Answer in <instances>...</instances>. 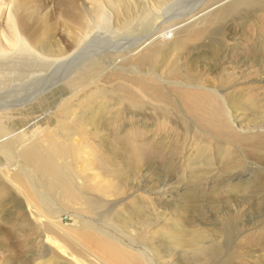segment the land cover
I'll use <instances>...</instances> for the list:
<instances>
[{"label": "rangeland", "instance_id": "rangeland-1", "mask_svg": "<svg viewBox=\"0 0 264 264\" xmlns=\"http://www.w3.org/2000/svg\"><path fill=\"white\" fill-rule=\"evenodd\" d=\"M0 264H264V0H0Z\"/></svg>", "mask_w": 264, "mask_h": 264}, {"label": "bare ground", "instance_id": "bare-ground-1", "mask_svg": "<svg viewBox=\"0 0 264 264\" xmlns=\"http://www.w3.org/2000/svg\"><path fill=\"white\" fill-rule=\"evenodd\" d=\"M175 2V1H174ZM175 4H176V2H175ZM169 5H171V4H169ZM173 5V4H172ZM167 7H169V6H167ZM155 17V16H154ZM153 21H155L156 22V19L154 20L153 19ZM150 25H148V24H145V25H143V26H141V28L140 29H138V27H135V28H133L132 30H130L131 32H130V34H132V35H129L132 39H133V41L132 42H134V41H139V40H142L143 38H145L146 36H147V33L151 30L150 28ZM150 29V30H149ZM136 35H137V37H138V39L136 40ZM130 38V39H131ZM102 39H98V41H101ZM131 41V40H130ZM129 41V42H130ZM92 42V41H91ZM95 42H96V39H95ZM103 42H105V41H103ZM102 42V43H103ZM13 43V42H12ZM93 43V42H92ZM98 43V42H97ZM99 43H101V42H99ZM97 44L96 45V43H94L95 44V46H97V48L101 45V44ZM87 44H89V42L87 43ZM87 44H84V45H87ZM91 44V43H90ZM89 44V45H90ZM133 44H135V43H133ZM88 45V46H89ZM87 46V50L89 49V47ZM92 46V45H91ZM102 46V45H101ZM116 46V45H115ZM84 47V46H83ZM93 47V46H92ZM110 47V46H109ZM82 49V48H81ZM83 49H85V48H83ZM99 49H101V48H99ZM79 52V51H78ZM82 52V53H81ZM80 53H81V55H83L84 54V52H86V49L85 50H83V51H81ZM79 53V54H80ZM88 53V52H87ZM77 56V55H76ZM79 56V55H78ZM80 58H82V57H79V58H77V59H80ZM77 59H75L74 60V63H75V61L77 60ZM58 60H56L54 63H52V64H54V67H53V69L48 73V75L47 76H45L44 78H42V79H39V80H35L34 82H32L31 84H29V86L33 89V92H30V93H28V94H25L26 96L24 97V98H26V97H30V96H32L36 91H39V90H42V88H44L45 86H47V83L50 81V80H53V79H55V78H58L62 73H63V71H65V69L67 68L66 66V63H56ZM78 61V60H77ZM51 64V65H52ZM56 64V65H55ZM49 65H50V63H49ZM29 65L26 63L25 65H24V67H28ZM53 66V65H52ZM71 67V66H70ZM62 76H63V74H62ZM12 92V91H11Z\"/></svg>", "mask_w": 264, "mask_h": 264}]
</instances>
